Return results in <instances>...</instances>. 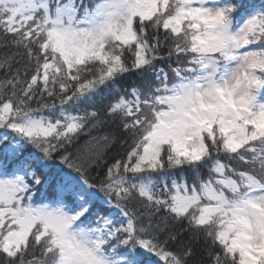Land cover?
Returning <instances> with one entry per match:
<instances>
[{
	"label": "snow or ice",
	"instance_id": "obj_1",
	"mask_svg": "<svg viewBox=\"0 0 264 264\" xmlns=\"http://www.w3.org/2000/svg\"><path fill=\"white\" fill-rule=\"evenodd\" d=\"M0 264H264V0H0Z\"/></svg>",
	"mask_w": 264,
	"mask_h": 264
}]
</instances>
